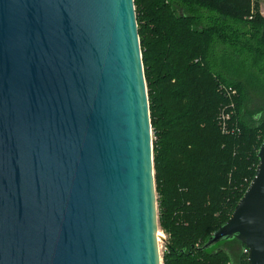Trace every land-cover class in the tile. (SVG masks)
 <instances>
[{
    "label": "water",
    "instance_id": "95a60500",
    "mask_svg": "<svg viewBox=\"0 0 264 264\" xmlns=\"http://www.w3.org/2000/svg\"><path fill=\"white\" fill-rule=\"evenodd\" d=\"M256 174L202 250L264 264ZM135 0H0V264H164Z\"/></svg>",
    "mask_w": 264,
    "mask_h": 264
},
{
    "label": "trees",
    "instance_id": "16d2710c",
    "mask_svg": "<svg viewBox=\"0 0 264 264\" xmlns=\"http://www.w3.org/2000/svg\"><path fill=\"white\" fill-rule=\"evenodd\" d=\"M135 7L159 227L168 237L163 263L248 264L236 239L202 248L256 174L264 141V16L252 0H135ZM224 50L225 76L216 59Z\"/></svg>",
    "mask_w": 264,
    "mask_h": 264
},
{
    "label": "rangeland",
    "instance_id": "374dc122",
    "mask_svg": "<svg viewBox=\"0 0 264 264\" xmlns=\"http://www.w3.org/2000/svg\"><path fill=\"white\" fill-rule=\"evenodd\" d=\"M216 59L219 61L218 64L221 67V68H219L220 71L222 72L223 76H225V50H224V54L220 53L218 56H216ZM160 232L164 235V237H162V238H165V241L164 240L160 241L161 254H162V257H163L164 252H166V243H167V238L168 237L161 229H160Z\"/></svg>",
    "mask_w": 264,
    "mask_h": 264
},
{
    "label": "crops",
    "instance_id": "0c3cea01",
    "mask_svg": "<svg viewBox=\"0 0 264 264\" xmlns=\"http://www.w3.org/2000/svg\"><path fill=\"white\" fill-rule=\"evenodd\" d=\"M253 3H257L261 14L264 16V0H252Z\"/></svg>",
    "mask_w": 264,
    "mask_h": 264
},
{
    "label": "built area",
    "instance_id": "2783aa9c",
    "mask_svg": "<svg viewBox=\"0 0 264 264\" xmlns=\"http://www.w3.org/2000/svg\"><path fill=\"white\" fill-rule=\"evenodd\" d=\"M226 119H228V117H227ZM226 119H225V117H223V120H226ZM244 252L248 255V252H249V251H248V249L246 248Z\"/></svg>",
    "mask_w": 264,
    "mask_h": 264
},
{
    "label": "bare ground",
    "instance_id": "6f19581e",
    "mask_svg": "<svg viewBox=\"0 0 264 264\" xmlns=\"http://www.w3.org/2000/svg\"><path fill=\"white\" fill-rule=\"evenodd\" d=\"M159 237H164V235L160 232Z\"/></svg>",
    "mask_w": 264,
    "mask_h": 264
}]
</instances>
